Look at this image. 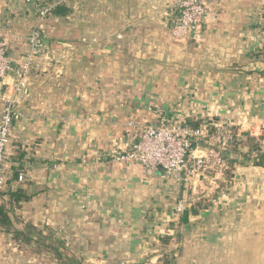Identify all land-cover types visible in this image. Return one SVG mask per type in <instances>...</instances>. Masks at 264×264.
Here are the masks:
<instances>
[{"label":"crops","instance_id":"obj_1","mask_svg":"<svg viewBox=\"0 0 264 264\" xmlns=\"http://www.w3.org/2000/svg\"><path fill=\"white\" fill-rule=\"evenodd\" d=\"M49 1L68 13L43 23L47 53L27 76L0 200L19 187L26 201L12 216L62 253H24L0 231V264H264V166L240 157L222 186L228 166L167 178L116 158L161 115L236 127L243 140L264 134V57L255 58L264 0H202L201 40L173 35L174 0ZM36 22L24 0H0V39L15 62L26 60ZM19 169L27 175L16 186ZM200 194L209 206L182 223L179 206Z\"/></svg>","mask_w":264,"mask_h":264},{"label":"built area","instance_id":"obj_2","mask_svg":"<svg viewBox=\"0 0 264 264\" xmlns=\"http://www.w3.org/2000/svg\"><path fill=\"white\" fill-rule=\"evenodd\" d=\"M24 1L37 14V22L28 37L26 60L18 63L11 59L8 43L0 39V188L11 175L5 172L3 164L8 147L12 144L15 125L24 116L21 104L31 94L27 76L34 62L47 53L43 23L59 4V1L49 0ZM171 7L176 15L172 25L173 35L201 40L207 18V9L202 0H174ZM10 74L16 78L12 85L5 82ZM208 128L207 125L195 128L189 122L178 123L161 115L156 122L143 124L127 151L116 158L141 163L149 175L160 169L167 178L180 177L185 171L190 174L200 171L208 177L214 171L227 169L228 154L222 150L241 139L238 132L234 134L232 126L216 128L215 133H210ZM193 144L207 146L209 155L194 158ZM17 180H26L24 170L18 172ZM184 210L182 204L179 211Z\"/></svg>","mask_w":264,"mask_h":264},{"label":"trees","instance_id":"obj_3","mask_svg":"<svg viewBox=\"0 0 264 264\" xmlns=\"http://www.w3.org/2000/svg\"><path fill=\"white\" fill-rule=\"evenodd\" d=\"M56 15H66L68 8L65 4H58L52 11ZM264 17V14H263ZM193 40V39H190ZM264 55V48L256 54L257 57ZM192 127H199L200 124L196 121H190ZM234 134H237L238 129L232 127ZM210 133H215L213 127L208 128ZM245 145V146H244ZM195 146V144H193ZM224 154H228L226 171V178L228 179L227 185H231L229 180L234 175V171L238 165V158L243 157L248 163H252L256 167L264 166V134L260 137H255L250 133L246 134V138L238 140L236 143H231L225 149L222 150ZM18 178V172L12 178V182H16ZM7 191L4 188L0 189V199H4ZM10 199L8 202L0 200V231L8 233L12 237L14 246L19 250L25 252H32L39 250L53 251L56 256L61 258V250L56 247H52L49 240L45 238L43 232L36 229V227L28 222H21L23 224L20 227L19 219L16 216H12L15 208L21 206L22 202L26 201L24 193L18 187L9 192ZM208 196L206 194H200L191 197V207L188 210H184L181 216V222L187 223L190 220L191 215H196L200 209L207 208L210 204ZM168 253L163 255L164 260L167 259ZM58 264H65L63 259H59Z\"/></svg>","mask_w":264,"mask_h":264},{"label":"rangeland","instance_id":"obj_4","mask_svg":"<svg viewBox=\"0 0 264 264\" xmlns=\"http://www.w3.org/2000/svg\"><path fill=\"white\" fill-rule=\"evenodd\" d=\"M259 52H260V51H259ZM257 53H258V52H257ZM257 53H256V54H257ZM256 54H255V58H257ZM45 55H46V54H45ZM45 55H44V56H45ZM44 56H43V57H44ZM43 57H40V58L43 59ZM261 57H264V55H261ZM21 170H24V169H21ZM21 170L19 169V171H21ZM19 171H18V172H19ZM24 171H25V170H24ZM25 172H26V171H25ZM26 175H27V174H26ZM23 182H24V181L20 182V181L17 180V182H13V183H15V185L17 186V185H20V184L23 183ZM1 188H3V185H2ZM1 188H0V189H1ZM190 203H191V202H190ZM190 203H189L188 205H184L186 210L190 209V206H191ZM180 207H181V205L179 206V208H180ZM14 247H15V246H14Z\"/></svg>","mask_w":264,"mask_h":264}]
</instances>
